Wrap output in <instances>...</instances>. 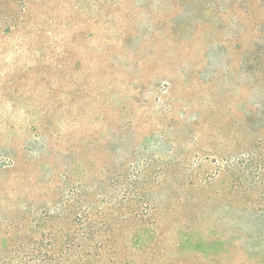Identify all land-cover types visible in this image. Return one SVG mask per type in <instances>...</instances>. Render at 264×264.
I'll use <instances>...</instances> for the list:
<instances>
[{"label":"rangeland","instance_id":"374dc122","mask_svg":"<svg viewBox=\"0 0 264 264\" xmlns=\"http://www.w3.org/2000/svg\"><path fill=\"white\" fill-rule=\"evenodd\" d=\"M0 264H264V0H0Z\"/></svg>","mask_w":264,"mask_h":264}]
</instances>
